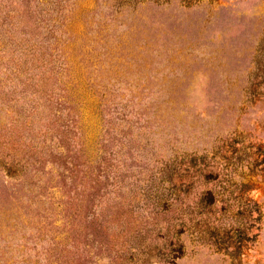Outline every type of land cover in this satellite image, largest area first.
<instances>
[{"label": "rangeland", "instance_id": "374dc122", "mask_svg": "<svg viewBox=\"0 0 264 264\" xmlns=\"http://www.w3.org/2000/svg\"><path fill=\"white\" fill-rule=\"evenodd\" d=\"M0 264H264V0H0Z\"/></svg>", "mask_w": 264, "mask_h": 264}]
</instances>
